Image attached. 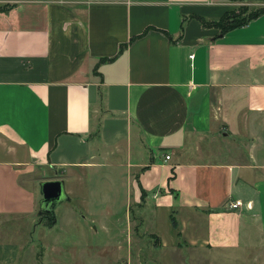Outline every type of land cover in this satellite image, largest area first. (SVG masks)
<instances>
[{"label": "crops", "instance_id": "0c3cea01", "mask_svg": "<svg viewBox=\"0 0 264 264\" xmlns=\"http://www.w3.org/2000/svg\"><path fill=\"white\" fill-rule=\"evenodd\" d=\"M6 1L0 219L40 214L45 180L64 183L56 209L110 165L128 173L121 212L101 213L118 222L117 252L132 225L155 238L137 244L157 257L143 264L264 250V13L222 32L212 22L233 0ZM37 224L19 238L0 227V264L32 249Z\"/></svg>", "mask_w": 264, "mask_h": 264}, {"label": "rangeland", "instance_id": "374dc122", "mask_svg": "<svg viewBox=\"0 0 264 264\" xmlns=\"http://www.w3.org/2000/svg\"><path fill=\"white\" fill-rule=\"evenodd\" d=\"M3 2L5 3V1ZM8 2L9 0L6 1V3ZM233 2L234 10L237 13L242 11L246 13L247 10L264 6V0H233ZM97 122L94 120V123ZM4 155L0 151V158L7 157ZM45 174L53 176L54 172L47 171L45 173L39 170L34 174V177L45 176ZM84 180L86 183H80L76 187L77 193L72 196V200L62 201L56 209L46 211L43 207L39 208L37 213L38 211L41 213L32 219L20 217L10 221L7 218L0 219V227L11 225V232L7 235L12 238L23 237L27 234V232L25 234L23 232L28 228L35 227L39 221L45 223L37 224L36 232H32L31 237L34 242L33 247L29 251L21 252L18 264H143L140 263L141 257L149 259L150 256L153 258L151 251H144L143 256L141 252H137V244L147 243L150 236L134 233L136 230L134 225L131 226V237L125 227L124 248L123 251L117 252L116 240L121 234L119 236L114 234L113 227L118 222L114 214L107 215L106 218L101 216V213L107 210L121 212V208L124 207L127 197V170L122 171L106 165L98 167L92 172L89 179ZM28 183L32 185L31 182ZM69 184L67 185L69 186ZM105 207H107L106 210ZM132 209L135 210L131 207L130 210L132 211ZM124 212L125 208H123ZM55 213L56 219L54 218ZM26 220L29 221L25 224ZM103 223H106L105 225L108 227L104 228ZM109 228L112 230L109 231ZM42 231L45 234H41ZM150 238L151 243L155 242V238ZM52 244L60 246L53 248ZM42 245L44 246L43 253L41 252ZM129 247H131L130 250ZM191 252L188 250L186 253L191 264H211L208 255L201 256V260L196 262L193 258L195 256H190ZM115 254L117 257H113ZM154 258L157 257L154 256ZM241 258L236 264H264V250L260 252L251 249L247 255Z\"/></svg>", "mask_w": 264, "mask_h": 264}, {"label": "trees", "instance_id": "16d2710c", "mask_svg": "<svg viewBox=\"0 0 264 264\" xmlns=\"http://www.w3.org/2000/svg\"><path fill=\"white\" fill-rule=\"evenodd\" d=\"M262 13H264V6L247 10L246 13H244V11L237 13L234 9H232L231 11H228L222 18L213 21L212 23L220 27L222 32H227L233 28L244 25ZM99 131L100 123L97 124L93 133L98 135Z\"/></svg>", "mask_w": 264, "mask_h": 264}, {"label": "water", "instance_id": "95a60500", "mask_svg": "<svg viewBox=\"0 0 264 264\" xmlns=\"http://www.w3.org/2000/svg\"><path fill=\"white\" fill-rule=\"evenodd\" d=\"M43 193L42 207L50 211L61 201L67 198L65 186L62 180H45L41 183Z\"/></svg>", "mask_w": 264, "mask_h": 264}, {"label": "built area", "instance_id": "2783aa9c", "mask_svg": "<svg viewBox=\"0 0 264 264\" xmlns=\"http://www.w3.org/2000/svg\"><path fill=\"white\" fill-rule=\"evenodd\" d=\"M191 56H193V54H192ZM166 157H167V158H170V155L167 154ZM242 204H243L242 200L237 199V200L232 201V202L230 203V206L236 208V207L241 206Z\"/></svg>", "mask_w": 264, "mask_h": 264}]
</instances>
